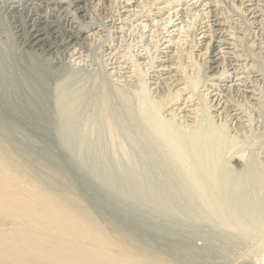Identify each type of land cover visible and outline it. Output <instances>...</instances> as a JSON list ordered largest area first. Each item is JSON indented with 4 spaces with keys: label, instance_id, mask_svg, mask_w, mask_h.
<instances>
[{
    "label": "rangeland",
    "instance_id": "1",
    "mask_svg": "<svg viewBox=\"0 0 264 264\" xmlns=\"http://www.w3.org/2000/svg\"><path fill=\"white\" fill-rule=\"evenodd\" d=\"M120 1L122 0H110L103 6L104 8H102L101 12H93V20L98 23H96L98 26L93 29L92 41L88 42V46L85 49V61L76 64L72 69L70 78L74 86L68 87V92H66V94H70L72 88L80 86L83 87L85 94L80 96L76 103L67 95H62L60 100H58L60 102L58 108H67L68 106L74 121L70 128L67 130L62 129L60 134L63 142L61 150L69 155L56 157L53 154H43L37 157L29 154L28 146L26 147L25 144L24 147L21 146L20 148L19 145H15L17 142H3L0 143V162L8 166L10 170L18 169L19 173L25 174L26 178L32 180L40 190L47 191L56 197L59 203L63 200L62 202L67 203L64 204L68 207L71 205L73 207L76 206V208L70 207V210L78 212L82 208L83 212L79 211L78 213H83L88 219L91 217L89 220L87 219L91 227L95 225L93 228L103 233L108 231L109 234L105 233L110 237H114L115 240L117 239V243L125 248H129L131 245L130 249L133 248L132 251L145 253L148 258L151 257L149 261L152 264L162 260L154 253H162L163 251L178 253L189 251L192 253L191 257L193 258L189 264H261L262 250L264 248V235H261L264 233V17H262L263 24L258 22L250 28H248L249 26L245 27V23L248 24V20H250L249 22L259 20L262 15L260 11L254 12V16H252V13L249 14L258 0H244L240 8L243 7V10L245 8L250 9L243 14L239 11L236 12L237 9L233 7H236L240 0H213L217 4L219 3L216 11L220 13L218 16V20L222 22L220 28L227 30L228 33L221 37L220 35L214 36L212 40L221 41L218 45L220 47L219 51H221L220 55L227 57V61L229 60L233 64H239V66L234 65L238 72H233V69H229L228 76L224 80L214 78L213 80H208L207 83L209 84L211 82L220 84L221 89L214 90L211 93V97L215 99L216 97L212 95L219 92L222 97L221 101H225L224 106L226 107L224 110L221 107L217 112L213 110L211 114L208 113L209 116L200 101L203 93L201 91L206 92L204 88L209 86V84L203 87L205 84L203 82L206 81L203 80L201 75L202 83L201 85L200 83L198 84L193 95L195 96V105L190 106V108H196L197 113L192 115L193 118L187 119L183 117L181 124L179 121H173L171 116L168 115L170 113L169 109L172 108H170V105L166 106V103H163L166 101V96L164 98L160 97L161 93L158 94L154 90L157 84H154V82H157L154 78L159 76L157 71L158 69L160 70L158 62H155L153 58V65L146 66L149 61L148 55H154L162 59L165 56L166 59L170 56L172 57L173 52L177 55L176 52L178 51L172 46L171 48H164L167 42H164L165 38H163L160 43L164 42L165 44H159L161 52L157 50L154 53L152 50H155V47L150 40L152 31H147L142 38L135 31L139 29L137 24L145 25L148 24V21L141 22L140 18L132 17L131 23L133 26L130 27L127 24L123 26L127 21L125 17H128L123 12H119V16L114 17L116 18L114 23L110 20L111 18L104 20L103 17L116 13L115 11ZM206 1L208 0H203L200 6L193 7V5H190L191 1L186 4V2L183 3L181 0V2H176L177 4L180 3L176 7V11H179L178 14L180 15V9L182 8L203 10L206 7L203 4ZM176 3L173 0L169 7H174ZM259 3H261L259 8L263 10L264 0H260ZM159 5L165 7V12L168 10L166 3L161 2ZM174 9H169V12L172 13ZM153 11L156 10L153 9ZM97 13L98 15L96 16ZM122 14L123 16L121 17L120 15ZM166 16L167 13H162L161 16L153 15L152 17H155V20L151 23H160V21H163L162 18ZM244 16H246V20ZM186 17L182 22L183 24L181 23L177 27L193 25L195 22L194 17ZM224 17L227 21H224ZM122 20H124V23H120ZM173 20L171 23L174 22ZM180 20L177 21L179 22ZM175 23L177 22L175 21ZM118 25L124 27L123 31L117 32L114 27ZM126 28H131L135 33L129 35ZM147 29H149V26L145 30ZM109 31L111 33L113 31V33L111 34ZM191 31L192 28H190L189 33H182L181 37L187 40L186 42L190 41ZM229 31L234 32V38H232ZM153 33L155 35L153 34L152 40L158 34L157 32ZM176 33V31H173L171 35H176ZM203 33L209 34L204 31L200 35H195L197 46L205 47L206 42L209 41L207 37L201 38ZM166 38L168 39V37ZM110 40H113V42ZM175 40L178 41L177 37H175ZM201 41L203 42L200 43ZM149 42L151 44H148ZM253 42L255 44L254 48L251 46ZM145 45L150 48L146 53L148 55L145 54ZM244 45L246 46L245 48ZM128 47L132 50H129ZM121 52L124 53L122 54ZM198 52V50L194 51L195 54ZM156 53H159V55ZM113 54L117 56L124 55L121 60H125L127 66L129 64V72L126 75H115L114 77L107 75L111 72V69L110 65L106 63L109 62L108 58L110 59ZM231 55H238L241 58L235 60ZM185 56L183 55L182 57L185 58ZM182 61L185 62L184 70L186 71L174 68L176 71L172 74L179 78L183 77V73L190 74L192 75L191 77L196 76L195 78L198 79L201 72L199 71L200 74L198 75L197 68L193 65V62L189 58L182 59ZM244 62L252 67L248 70V73L242 72L243 68H241L240 64ZM131 63H133L134 67ZM225 64L227 65L228 63L225 62ZM137 65L138 68H135ZM177 66L176 63L174 67ZM106 68L109 72L104 71L107 70ZM193 69H196V71ZM145 72H148V74ZM236 73L237 75H235ZM168 75V73L163 74L161 77ZM245 76L249 78L246 80L243 78ZM236 78L239 79L236 80ZM252 80L256 82L253 81L252 83ZM225 87L229 91L224 90ZM213 89L211 87L209 91ZM186 95L188 94L183 95L182 98ZM161 104H164L162 105L163 108H161ZM225 110L230 111L232 117L236 115L240 119H229L227 117L229 121L226 122L222 114H220ZM66 116V112L60 113L62 123L65 122ZM192 121V126L188 125ZM223 121H225L227 127ZM173 123L176 125L174 126ZM195 125H198L197 129ZM162 126L164 129L167 128V131L162 130ZM153 129L155 132L157 131V134ZM0 130H2L1 127ZM152 131L157 135L156 138L153 137L155 134ZM163 131L164 135H169L162 136ZM166 132L169 133L167 134ZM201 132L202 134H199ZM170 133L172 137H170ZM180 133L183 135H180ZM185 134H187V137ZM189 135L193 139H190ZM208 135L211 137H207ZM213 135L217 138L216 144H214H218V146L208 143L209 140L213 141ZM164 137L168 138L169 141ZM162 138L163 140H161ZM79 142L82 143L79 144ZM203 143H205L207 148L202 146L204 145ZM207 144L214 148H210ZM260 148L261 151L259 150ZM77 149L78 154L76 155ZM38 152L42 153L40 147ZM229 153L243 154V161L240 165H237V168H235L236 164H231L233 162L231 158L229 159L231 156H229ZM4 160L6 163H4ZM230 160L231 162L229 163ZM192 166L200 176L192 173L194 172ZM92 183H95L98 189L94 188ZM101 222L103 223L101 225L106 228L99 225ZM174 225L175 227L176 225H181L187 230H192L195 236L200 234L202 238L190 237L192 235L168 236L166 231L173 233L175 231H173ZM159 228L161 230H158ZM139 229L144 231L143 237L139 236L141 234L139 231H134ZM147 229H149L148 232L145 231ZM154 231L163 232L166 236H162L164 239H158L153 235ZM111 232L114 233L112 236ZM182 244H186L187 247H183ZM256 244L258 246H255ZM203 251L204 253H202ZM255 251L259 253L257 254ZM260 251L262 252L261 254ZM208 252H213V255ZM164 254L173 258L167 252H164ZM202 257L207 258L203 259ZM195 258L199 259L198 261L200 262L195 260ZM168 261L169 263H167ZM166 263L174 264L172 260H166Z\"/></svg>",
    "mask_w": 264,
    "mask_h": 264
},
{
    "label": "bare ground",
    "instance_id": "2",
    "mask_svg": "<svg viewBox=\"0 0 264 264\" xmlns=\"http://www.w3.org/2000/svg\"><path fill=\"white\" fill-rule=\"evenodd\" d=\"M108 1L110 0H0V127L2 128V130H0V143L17 142L15 145L16 146L19 145L20 148L21 146L24 147V144H25L26 147L28 146L29 154L32 156H37V157H40L43 154L44 155L53 154V156H56V157H64L65 155H69L68 153L63 152L61 150V146L63 142L61 140L60 134H61L62 129L67 130L68 128H70L74 121H73V118L71 117V113H70L68 106L67 108L66 107L58 108V104L60 103L58 100H60V97L62 95H67L71 98V100L74 103H76L79 97L85 94L83 87H80V86L76 88H72L70 91L71 93L66 94V92H68L67 88L74 86V84L71 82L70 75H71L73 67L76 64H80L81 61H85V58H86V55L84 56V52L86 51L85 49L88 46L87 45L88 42L92 41L91 39L94 34L93 29L96 26H98L96 25L97 22L93 20V12H99V11L101 12L102 8H104L103 6L106 5ZM174 1L175 3L179 1L181 2V0H174ZM189 1H191L190 5H193V7H198L201 5V2L203 0H201L198 5H196V3L199 0H182V2L183 3L186 2V4L189 3ZM259 1L260 0H258L257 3L254 4L255 6L254 8L251 9L249 14L252 13V16H254L253 15L254 12L260 11L262 15L259 18V20H256V21L253 20L249 22L250 20L247 19L248 24L245 23L246 28L247 26H249L248 28H250L253 26V24H256L258 22L259 24H263L262 17H264V9L262 10L261 8H259V4L261 5ZM161 2L166 3V7H168V10L166 12L164 11L165 7L159 5ZM172 2L173 0H139V1L138 0H122L119 2L118 8L117 9L115 8L116 9L115 12L117 14L112 13V15H107L106 17H103V18L104 20L106 18H111L110 20L113 21L114 23L116 19L114 17L117 15L119 16V12H123L126 15H128L127 18L125 17V19L127 20L125 23L123 22L125 19L120 22V23L122 22L124 23L123 26L127 24L130 27H132L133 26L131 23L132 17L140 18L141 22L148 21V24H145V25L137 24V27L139 29L135 27L136 29H138L135 31L139 33L140 38L145 36V33L147 31H150V32L152 31V33L150 34L151 35L150 40L151 42H153L152 44L155 47L154 48L155 50H152L154 51V53L157 50L161 52V49H159V46L165 44L164 42H167L166 43L167 45H165L164 48H171L172 46V48L177 49L178 51L176 52L177 55H175V52H173L172 57L170 56L165 59V56H164V58L162 59L154 55L149 56L148 54H146L147 51L150 50V48L146 47L147 45L144 46L146 48L145 54L148 55V59H149L146 66L147 65L148 67L150 65L152 66L153 65L152 62L154 61L158 62V66H160V70L159 69L158 71L156 70L159 73V76L154 78L157 82L153 81L154 84L157 83L154 90H156L158 94L161 93L160 97L164 98V96H166L165 97L166 101L163 102L162 100V102L164 104L166 103L165 104L166 106L170 105L171 106L170 108H172V109L168 108L170 110V113H168V115L171 116V119H173V121L174 120L179 121V123L181 124L183 117L187 119L193 118L192 115L197 113L196 108L194 107L190 108V106L195 105V98H194L195 96L193 95H194V92H196L195 90L198 87V84L200 83L201 85L202 83L200 79L201 75H202L203 80L206 81V82H203L205 83L203 85L204 87V86H207V84H209L207 83L208 80H213V78L217 80L218 79L224 80V78L228 76L229 69L230 70L233 69V72H236V71L238 72V70H236V66L234 65L239 66V64L237 63L233 64L229 62V60L227 61V57L220 55L221 51H219L220 47L218 45L221 41L216 40V39L212 40L214 36L220 35L221 37L224 34L228 33L227 30L220 28V26L222 25V22L218 20V16L220 13L216 11L217 8L219 7L218 6L219 3L217 4L213 0L211 1L208 0L203 4L204 6H206L203 10L193 9V8L192 9L182 8L180 9L181 13L179 15L178 14L179 11H176L177 10L176 7L180 5V3L179 4L176 3L177 5L174 4V7H169V4H172ZM243 3H244V0L243 1L240 0L239 4L236 7L233 6L234 9L235 8L237 9L236 12L239 11L242 14L245 13V11L248 12L250 8H245L244 10H243V7L240 8V6L243 5ZM173 8H175L174 11L172 13L169 12V9H173ZM153 9H155L156 11H153ZM162 13H167V16L162 18L163 21H160V23H155V24L151 23V22H154L155 20V17H152L153 15L161 16ZM97 15L98 13L96 14V16ZM120 16L122 17L123 14ZM186 16L194 17L193 19L195 20V22L197 21V23L194 22L192 26L188 25L186 27L185 25L184 27H180V26L177 27L184 21V18ZM112 17L114 20L112 19ZM244 17L246 20V16ZM120 19H123V18H120ZM179 19L181 20L178 22L177 20ZM172 20L174 22L171 23ZM175 21L177 23H175ZM224 21H227L226 18L224 19ZM156 22H159V21H156ZM123 26L118 25V26H115V27L113 26V27L117 30V32H121L123 31V28H124ZM147 26H149V29L145 30ZM169 28H171L172 30ZM184 28H187V29H184ZM190 28H192V31L190 32V35H191L190 41L186 42L187 40L183 39L181 36L183 32L189 33ZM126 29H128L129 35H131L132 33H135L133 32V30H131V28H126ZM173 31L177 32L176 35L174 34L171 35ZM197 31H199L198 34H197ZM204 31L208 32L209 34L206 35L205 33H203L201 38L207 37L209 38V41L206 42L205 47H201L199 45L197 46V41L195 42V38H196L195 35L196 34L200 35ZM153 32L158 33L156 34L157 36L154 40H152V38L155 35ZM109 33H111V31H109ZM170 35L171 37H169ZM230 35L232 36V38H234L233 37L234 32L231 31ZM166 37H168V39ZM175 37H177L178 41L175 40ZM163 38L165 39L163 40ZM237 38H240V37H237ZM162 40L164 42L160 43ZM110 41L113 42V40H110ZM241 41L243 40L241 39ZM202 42L203 41H201L200 43ZM148 44H151V43L149 42ZM129 46L131 47V45ZM251 46L252 48H254L255 46L254 42L252 43ZM130 47H128V49ZM245 47L246 46L244 45V48ZM129 50H132V49H129ZM195 50H198L199 52L195 54L194 53ZM124 51H125V48H124ZM121 53L123 54L124 52H121ZM102 55L104 56V54ZM157 55H159V53ZM183 55H186L185 58H189L190 61L193 62V65L197 68L198 75L200 74L199 71L201 72L198 79L195 78L196 76L191 77L192 75L190 74L188 75V74L183 73V77L181 78L172 74L174 71H176L174 68L176 69L180 68L181 70L183 69V71H186L184 70L185 62L182 61V59L185 60V58L182 57ZM218 55L220 56L218 57ZM123 56L124 55L117 56L116 54H113L112 57L110 56L111 57L110 59L108 58L109 62L106 64L110 65V69H111V72L107 74L108 76H111V77H114L115 75L124 76L126 75V73L129 72V67H128L129 64L127 66V63L125 62V60H121ZM231 56L233 59L235 58V60L241 58V56H238V55H231ZM132 57L134 58V56ZM138 58L137 60H139ZM153 58H154V61H153ZM131 60H128V61H131ZM133 60L135 61V59ZM134 61H131V62H134ZM225 62L228 64L226 65ZM176 63L178 66L174 67ZM131 65L133 66V63H131ZM240 65H241V68H243L242 72H245V73H248V70L252 68L251 66L248 65V63H245V62L241 63ZM135 68H138V65L135 66ZM104 71L109 72L108 69ZM194 71H196V69ZM145 73L148 74V72H145ZM167 73L169 74L168 76L161 77L163 74H167ZM235 75H237V73ZM243 78L247 80V78L249 77L245 76ZM238 79L239 78H236V80ZM253 81L255 80H252V83ZM142 83L144 84V82ZM211 87H213L214 89L209 91V88ZM216 89H221L220 84L216 82H211L209 86L204 88L206 92L201 91L203 93H202V97H200V101L202 102L204 108L202 106L201 107L206 110L207 114L208 113L211 114L213 110L217 112L218 109H220L221 107H223V110L226 108L224 106L225 101L223 102L221 101L222 97L219 94V92L212 95L216 97L215 99L211 97V93ZM224 90L229 91L227 87H225ZM185 94H188V95L182 98V96ZM104 100L106 101L105 98ZM164 104H161V108H163L162 105ZM158 106L160 107L159 104ZM61 112L67 113L66 120L63 123L61 122V118H60ZM220 114H222L226 122L229 121V119H234V118L240 119V118H237L236 115L232 117L231 116L232 114L230 113V111H227V110L221 112ZM195 116L194 118H196ZM211 117L210 119H212ZM227 117H229V119H227ZM223 122L225 124V121ZM191 124H193V121L192 123L188 125H191ZM230 124H232V122H230ZM197 126L195 125L196 129H197ZM162 127L161 129L163 130L164 127L163 128ZM156 130L158 131V129ZM164 130L167 131V128H165ZM202 132L199 134H202ZM171 133H170V137H172ZM156 134L153 137L156 138L157 136ZM168 135L166 134L164 135V131H163L162 136H168ZM180 135H183V134L180 133ZM186 135L187 134H185V136ZM209 136L210 135H208L207 137ZM165 139L168 140V138H165ZM190 139H193V138H191L190 136ZM161 140H163V138ZM155 141H157V139H155ZM210 141L211 140H209L208 143H211V145L214 144L217 141L216 136L213 135V141L211 142ZM192 142L194 141L192 140ZM202 142L200 141V143ZM81 143L82 142H79V144ZM171 144L173 145V143ZM203 144L204 145L202 146H205V143ZM207 145L210 146V144H207ZM215 146H218V144ZM39 147L41 148L42 153L38 152ZM205 147L207 148V146ZM212 147L210 146V148ZM196 149H199V148H196ZM216 150L218 149L216 148ZM259 150L261 151V148ZM207 152L209 153V151ZM77 154H78V149L76 151V155ZM229 156H230L229 159L231 158L233 162L231 164H236L235 168H237V165H240L243 161L242 153H236V154L229 153ZM227 160H228V157H227ZM231 160L229 161V163L231 162ZM4 163H6L5 160H4ZM193 170L194 172L192 173L195 175L197 170H195L194 168ZM196 175L200 176L197 173ZM92 186L98 189V186L95 183H92ZM62 201L61 203H59L56 200V197L51 195L49 192L40 190L37 187V185H35L32 182V180H29L28 178H26L25 174L19 173L18 169L10 170L8 166L0 162V219H1V222H0V264H152L149 261L151 257L148 258V256L145 255V253H139V252L132 251L133 248L130 249L131 247L130 244H127V245H130V247L129 248L126 247L127 248L126 249L124 246L119 245V243H117L116 241L117 239L115 240L114 237H110L109 235L105 233L107 232L109 234L108 231H105L103 233L102 231H99L98 229L93 228L95 225L91 227L88 221L91 217L88 219L87 217L83 215V213L82 214L78 213L79 211L83 212L82 208H80L81 210L79 211L76 209L78 212H75L74 210H70L71 209L70 207H73L72 205L68 207L67 205H65L67 203L64 202L65 203L64 204ZM81 206L83 207V205ZM73 208H76V206H74ZM101 224L103 223L101 222L99 225ZM101 226L103 228H106L103 225ZM173 228H174L173 231L175 230L173 233L166 231L168 236L181 237L182 235H187V236L192 235L190 237L202 238L200 234L199 235L197 234V236H195L194 231L191 230L192 231L191 232L190 230H187V228L181 225L180 226L176 225V227L174 225ZM148 230L149 229L145 231L148 232ZM158 230H161V229L159 228ZM134 231L135 232L139 231L141 233V234L139 233L140 234L139 236L143 237L142 235L144 233L143 230L139 229V230H134ZM112 234L114 233L111 232V236ZM153 235L158 239H164L162 236H166L165 233L159 232V231H154ZM261 235H264V233H262ZM182 246L183 247L185 246V248L187 247L186 244H182ZM255 246H258V245L256 244ZM164 252H167L169 255H172L173 258L169 257L168 255H165ZM262 252L260 251V254L262 253V263L260 261L259 262L261 264H264V248ZM150 253H153V252H150ZM202 253H204V251ZM208 253L213 255V252L212 253L208 252ZM255 253L258 254L259 252L255 251ZM154 254L158 256L160 259L162 258V260H159V262H155V264L169 263V261L166 263V260H172L174 264L176 263L189 264V262H191L193 259L191 257L192 253L189 251L184 252V253L163 251L162 253H154ZM202 258L204 259L207 257H202ZM211 258L213 259V257ZM154 260L156 261L155 258ZM195 260L197 259L195 258ZM195 264H198V263H195Z\"/></svg>",
    "mask_w": 264,
    "mask_h": 264
}]
</instances>
